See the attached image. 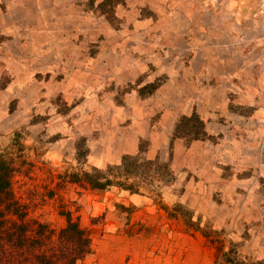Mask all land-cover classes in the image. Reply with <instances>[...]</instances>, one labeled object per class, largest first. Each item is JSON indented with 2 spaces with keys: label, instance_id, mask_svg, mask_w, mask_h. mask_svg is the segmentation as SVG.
<instances>
[{
  "label": "rangeland",
  "instance_id": "374dc122",
  "mask_svg": "<svg viewBox=\"0 0 264 264\" xmlns=\"http://www.w3.org/2000/svg\"><path fill=\"white\" fill-rule=\"evenodd\" d=\"M0 157L80 264L264 260V0H0Z\"/></svg>",
  "mask_w": 264,
  "mask_h": 264
},
{
  "label": "trees",
  "instance_id": "16d2710c",
  "mask_svg": "<svg viewBox=\"0 0 264 264\" xmlns=\"http://www.w3.org/2000/svg\"><path fill=\"white\" fill-rule=\"evenodd\" d=\"M193 117L182 118L179 123L197 121V117ZM0 158V264H80L91 252L87 230L71 217L68 210L63 211L65 225L58 230L27 219L24 205L14 197L11 189L13 167L7 159ZM86 180L98 188L108 184L100 177L90 179L86 176ZM214 264H264V260L250 262L223 253Z\"/></svg>",
  "mask_w": 264,
  "mask_h": 264
}]
</instances>
